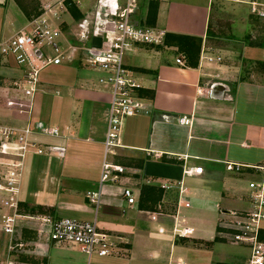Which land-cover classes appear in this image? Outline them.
I'll return each instance as SVG.
<instances>
[{
    "label": "crops",
    "instance_id": "1",
    "mask_svg": "<svg viewBox=\"0 0 264 264\" xmlns=\"http://www.w3.org/2000/svg\"><path fill=\"white\" fill-rule=\"evenodd\" d=\"M257 2L264 5V0ZM221 10L230 18L236 36L231 43L237 46L211 48L209 55L221 58L219 63L209 64L203 59L205 54H200L195 68L188 67L186 61L180 67L175 59L182 53L165 45L136 46L125 57L127 69L148 95L151 110L149 115L124 123L125 149L112 158L138 171L130 183L135 192L134 205H127L121 189L110 185L101 187L97 211L85 199L88 192L99 190L108 94L92 78L79 75L84 68L78 57L62 65L74 64L76 68L65 69L66 76L59 83L49 84L40 76L42 95L54 86L53 94L62 100L53 118L38 120L33 112L32 119L43 126L49 119L53 126L48 127L58 128L63 138L37 137L41 144L43 139L50 140L47 147L52 152L46 154L50 158L45 162H34L30 168L25 163L20 212L24 216L56 218L57 213L67 212L74 217L71 219L94 222L116 249L113 256L88 257L76 247H58L46 236L38 235L33 223L23 222L18 233L27 247L15 258L19 264L234 261L231 255L211 254L209 247L222 242L217 237L220 223L230 220L231 213L246 210L249 183L264 177V42L257 40L258 24L264 18L251 15L248 5L236 0H138L134 19L166 34L200 38L204 53L210 21ZM27 25L28 20L14 1L0 0V40L14 36ZM0 72L4 86L22 75V69L11 58L3 59ZM217 84L224 88L215 98L210 89ZM35 106L40 109L38 103ZM181 117L191 118L190 126L180 125ZM226 163L242 168L228 172ZM196 167L202 168V174H184ZM167 183L174 188L162 190L161 184ZM143 190L146 193L142 195ZM175 222L178 228L192 233L174 238ZM261 237L264 239V229ZM247 256L248 251L245 260ZM3 257L5 252L1 253Z\"/></svg>",
    "mask_w": 264,
    "mask_h": 264
},
{
    "label": "built area",
    "instance_id": "2",
    "mask_svg": "<svg viewBox=\"0 0 264 264\" xmlns=\"http://www.w3.org/2000/svg\"><path fill=\"white\" fill-rule=\"evenodd\" d=\"M236 1L247 4L251 15L264 18V5L257 0ZM66 3L67 0H61L42 6L28 20L26 28L0 40V70L1 62L8 58L22 69L21 79L12 81L9 86L1 85L0 74V233L7 238L6 257L2 258L1 264H19L15 258L26 252V243L20 240L18 233L23 222L33 223L38 235L46 236L58 247H76L88 257L113 256L116 249V244L107 234L101 233L94 222L52 215L24 216L20 212L26 157L52 152L49 147L39 143L37 137L63 138L58 128L43 126L32 119L36 97L44 93L40 89V74L48 67L71 63L80 54L83 66L100 74L96 83L108 94L99 190L88 192L86 201L97 211L101 200L100 189L110 185L121 189V197L127 205L136 202L130 183L138 171L116 163L112 158L118 157V150L125 149L122 144L125 120L149 115L151 110L148 98L142 94L143 86L125 65V57L136 46L164 45L166 33L136 23L134 14L138 0H99L90 31L85 28L83 42H90L94 33L100 37L105 33L106 41L102 42L100 49H91L90 43L88 47L83 45L79 49L70 44L63 34L62 16L68 12L69 6ZM201 54H205L203 59L209 64L221 61V58L209 53ZM185 61V55L181 54L175 59V64L184 67ZM178 123L190 126L191 118L181 117ZM150 154L147 152V155ZM225 168L228 172H239L242 167L226 163ZM261 170L264 171V168ZM184 174L198 176L202 174V168L188 169ZM177 185L181 190L182 183ZM160 188L169 191L174 185L161 184ZM246 198V210L233 212L230 220L220 223L217 237L247 249L244 264H264V241L261 238L264 229V177L260 182L249 183ZM188 207L186 204L185 208ZM223 213L229 214L227 211ZM151 220H155V217L151 216ZM191 233L189 229L178 228L175 222L172 231L174 238H186Z\"/></svg>",
    "mask_w": 264,
    "mask_h": 264
},
{
    "label": "rangeland",
    "instance_id": "3",
    "mask_svg": "<svg viewBox=\"0 0 264 264\" xmlns=\"http://www.w3.org/2000/svg\"><path fill=\"white\" fill-rule=\"evenodd\" d=\"M16 2L19 7L24 10V12L29 16V18L25 17L26 20H29L32 16L36 15L39 10L41 9L42 6H45L47 4L53 5V3L61 0H12ZM68 1V0H67ZM72 4V10H69L67 13H64L62 16V30L65 39L70 43L73 44V46L79 47L81 49L84 46L88 47L89 46V41L83 42L84 36H85V28H88V31L91 29V25L93 23V18L95 11L98 9L97 5L99 3V0H69ZM79 13L81 15L79 18L75 14ZM262 21V20H261ZM58 23V22H57ZM231 22L230 18L227 16L225 11L221 10V12L217 13L216 18H213L210 21L209 25V32H210V38L206 40V44L204 45L202 51L204 53H210L211 48H222L225 49L226 47H229L230 45H233L236 47L237 44L231 43L232 40L235 41V37L232 34V29L230 28ZM258 33L259 35L257 36V40L263 41L264 42V22L261 24H258ZM253 34V32L251 33ZM90 35V32L88 33ZM256 34L254 35V37ZM239 39V38H237ZM245 39H250V37L245 38ZM242 39L241 41H243ZM246 41V40H245ZM202 48V45H201ZM261 52V51H260ZM170 55H174L172 52L168 53ZM200 54H201V49H200ZM264 55V53H263ZM78 59L80 60L82 55L78 54L76 55ZM200 57V55H199ZM214 57V56H213ZM84 61L80 60L81 65H83ZM76 68V66L73 64L72 66H61L59 68L56 67H48L45 70L42 71L40 74L41 79L45 80L49 84H56L59 83V80L64 78L66 76L65 69L67 71H71V68ZM84 69L79 71L80 76H86L88 78H92L94 81L97 82L99 78V74L96 71L93 70H85L86 67L83 66ZM55 87L51 89V91L47 92L46 95L39 94L37 95L40 97L39 100H37V103L40 105V109H34V116H37L38 120H44L48 118H53L54 117V111L56 105L59 103V101L62 100V98H59L55 96L54 90ZM58 89V88H56ZM61 97V96H60ZM35 102V105H37ZM38 114V115H37ZM131 119V118H129ZM129 119H126L128 121ZM46 124L45 126H49L53 124L48 120L45 121ZM51 143L50 140L43 139L42 145L47 146ZM48 155H42V156H33V155H28L26 157V168H30V165L34 162H45L47 160ZM60 165V164H59ZM57 218H74L70 213L67 212H59L57 213ZM222 242H216L212 243L210 245L209 251L211 254H227L235 257L234 261L228 264H244L245 263V257L247 255V249L236 245L229 243L227 241L224 242V240H221ZM7 247V238L5 235L0 233V264L2 261L1 258V253L6 251Z\"/></svg>",
    "mask_w": 264,
    "mask_h": 264
},
{
    "label": "trees",
    "instance_id": "4",
    "mask_svg": "<svg viewBox=\"0 0 264 264\" xmlns=\"http://www.w3.org/2000/svg\"><path fill=\"white\" fill-rule=\"evenodd\" d=\"M66 4L69 5L68 11L72 10L73 7L69 0L67 1ZM22 12L24 13L25 17L29 18V16L24 12V10H22ZM75 14L78 16V18L81 16L79 15V13H77V11ZM164 45L167 47H175L180 53L184 54L186 57V63L188 67L195 68L198 65L200 49L202 45V39L195 38V37H186V36H179V35H173V34H166L164 38ZM142 94L145 97L146 96L148 97L147 94L145 93H142ZM145 193H146L145 190H143L142 195Z\"/></svg>",
    "mask_w": 264,
    "mask_h": 264
},
{
    "label": "water",
    "instance_id": "5",
    "mask_svg": "<svg viewBox=\"0 0 264 264\" xmlns=\"http://www.w3.org/2000/svg\"><path fill=\"white\" fill-rule=\"evenodd\" d=\"M111 26L113 27L112 23H111ZM113 29H111L112 31ZM106 41V38H105V33L103 34L102 37L100 36H97L96 33H94L91 37V40H90V47L91 49L93 50H96V49H100L101 48V45H102V42ZM94 53V52H92ZM223 86L220 85V84H217V85H214L213 87H211V96L217 98L218 97V93H220V90H223Z\"/></svg>",
    "mask_w": 264,
    "mask_h": 264
}]
</instances>
